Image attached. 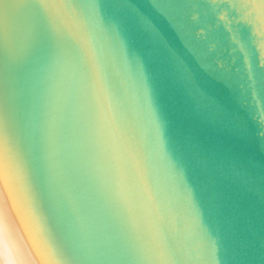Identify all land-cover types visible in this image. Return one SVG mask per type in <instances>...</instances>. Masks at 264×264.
Here are the masks:
<instances>
[{
    "label": "water",
    "instance_id": "95a60500",
    "mask_svg": "<svg viewBox=\"0 0 264 264\" xmlns=\"http://www.w3.org/2000/svg\"><path fill=\"white\" fill-rule=\"evenodd\" d=\"M30 2L15 78L0 54L1 97L44 198L49 205L48 182L78 233L77 255L93 264H264L262 0H158V8L125 0L151 17L150 29L92 11L108 0H71L91 13V35L44 81L28 71L29 52L54 22L36 7L42 0ZM133 174L167 212L135 215ZM242 204L251 205L252 241L238 253L230 236ZM201 221L193 259L185 230Z\"/></svg>",
    "mask_w": 264,
    "mask_h": 264
},
{
    "label": "snow or ice",
    "instance_id": "6c2138e0",
    "mask_svg": "<svg viewBox=\"0 0 264 264\" xmlns=\"http://www.w3.org/2000/svg\"><path fill=\"white\" fill-rule=\"evenodd\" d=\"M262 4H264V0H262ZM36 7L46 18L54 22L39 33L29 52L28 71L34 78L44 81L55 71H58L62 64L70 63L84 51L85 42L91 35L92 15L82 11L71 0H42ZM90 7L93 12L106 10L117 19L128 22L137 29H150L154 24L151 17L138 11L135 5L125 2V0H108L107 3H93ZM151 7H160L158 0ZM241 7L247 9L254 5L244 3L241 4ZM261 23H264V15L261 16ZM261 35L264 36V29H261ZM11 43L12 37L7 30L0 33V54L3 56L6 72L11 68ZM129 184V197L134 204L133 211L136 216L146 219L158 212L168 211L164 198L160 194H157L158 199L150 197L146 191L138 187L134 174ZM251 210L250 204H242L235 209L236 223L230 236L232 250L235 252H244L251 244L252 233L248 222V214ZM172 211L179 219L181 210L175 208ZM262 232H264V211H262ZM205 233L206 226L202 221L185 230V243L193 259L196 258ZM159 258L157 257V259Z\"/></svg>",
    "mask_w": 264,
    "mask_h": 264
},
{
    "label": "bare ground",
    "instance_id": "6f19581e",
    "mask_svg": "<svg viewBox=\"0 0 264 264\" xmlns=\"http://www.w3.org/2000/svg\"><path fill=\"white\" fill-rule=\"evenodd\" d=\"M29 3L31 4L30 0H0V33L7 30L12 37L10 54L11 68L8 71L14 78L16 74L15 71L19 68L17 61H20V53L17 57L16 52L17 47L18 52L20 51V42L18 38L20 37L22 40V28L24 29V27L21 26V24H23L21 19L23 14L26 16V12L29 13ZM7 125L0 92V264H61V260L51 249L46 240V234L43 233L44 231L40 226L38 215H35L28 205L27 198H29V196L23 187V183L21 184L19 182L20 179L23 180L21 177L22 172L19 171L20 167L24 165H21L20 162L23 154L21 153L22 156H20L21 154H18L20 151L16 150L17 147H13L14 142L12 143V141H10L11 138ZM24 161L22 160L23 163ZM28 165L29 164H27V166ZM28 168L30 169V166ZM30 173L33 175V171ZM42 173L44 175L43 171ZM28 175L30 174L28 173ZM17 177H20V179L18 180ZM32 177H34V175ZM35 178L33 179L36 180ZM45 184L48 187L47 198H49L50 201L49 206L52 209V214L60 218L58 220L61 222L62 228L68 236L67 243L69 242L68 244L73 247L75 245L77 246L76 243L78 242L74 235L76 234L78 236V233L70 218L68 219L66 217L67 220L63 219V206L55 187L51 186L48 182H45ZM35 186H38V184ZM35 190V193H37V189ZM40 199L41 198L38 197V200ZM46 204L48 206V203ZM55 222L57 223V220ZM57 224L60 226L59 223ZM57 228L61 229V227ZM64 238L66 239L65 236ZM68 244H66V246ZM70 249L73 248L70 247ZM87 253L88 251L86 254ZM88 257H85L82 252L78 253L77 259H79V262L77 261V264H93V262H91L92 260L89 259L90 257Z\"/></svg>",
    "mask_w": 264,
    "mask_h": 264
},
{
    "label": "rangeland",
    "instance_id": "374dc122",
    "mask_svg": "<svg viewBox=\"0 0 264 264\" xmlns=\"http://www.w3.org/2000/svg\"><path fill=\"white\" fill-rule=\"evenodd\" d=\"M0 92H1V90H0ZM2 103L4 104V101H2ZM3 109H4V112H5V115H7L6 108L4 107V105H3ZM9 121H10V123H9ZM9 121H8V118H7L6 119V123L8 124L7 126L9 128V135H10V138H11L10 141H12V143L14 142L13 143V147H17L16 150L20 151V153H18V154L22 153L23 156H22V154L20 156H22V158L23 157L27 158V156L25 155L24 151L21 148L22 144H21L19 138H17L18 136L16 137L15 129L13 127L12 120H11L10 117H9ZM12 154H13V152H12ZM24 158L20 160L21 165L24 164V165L27 166V164H29V162H27L28 159H26V158L24 159ZM22 160L23 161L26 160V161H24V163H23ZM24 165L22 167H20V169H19V171L22 172L21 177H22L23 180H21L20 177L19 178L17 177V178H18V180L20 179L19 182L21 184L23 183V187L25 188L26 192L28 193V196H29V198H27L28 199V205H29L31 211L35 215H38V219H39L38 221L40 223V226H41L42 230L44 231L43 233L46 234V235L44 234L45 237H46V240L48 241L51 249L57 254L59 259L61 260V264H65V262H66V264H68V263L69 264H77L79 262V259H77V253L73 249H70V247H72V246H70L68 244L69 242L67 243V236L65 234H63L62 229L57 228V227H60V226H58V224H57L58 222L57 223L55 222L56 219H53L54 215L52 214V210H50L51 208L48 207L49 205L47 206V204H46L47 203V201L45 200L46 198H44L42 191L39 190L40 189L39 186H35V185H37V183H36L37 180L33 179V178H35L34 172H33L34 177H32L33 175H31L32 173H30V172H32L30 164L27 166V168ZM29 166H30V169L28 168ZM28 169H29V171H28ZM28 173L30 175H28ZM35 189H37V191H38L37 193H35L36 192ZM36 194H37V196H36ZM38 197L41 198V199L38 200ZM39 202H40V204H39ZM48 208H50V209H48ZM60 231L62 232L63 236H62ZM64 236L66 237V239L64 238ZM65 243L68 244V245L66 246Z\"/></svg>",
    "mask_w": 264,
    "mask_h": 264
}]
</instances>
